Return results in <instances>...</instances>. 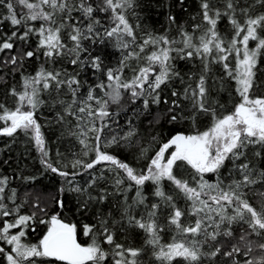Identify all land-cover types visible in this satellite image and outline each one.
Here are the masks:
<instances>
[{
    "label": "snow or ice",
    "instance_id": "snow-or-ice-1",
    "mask_svg": "<svg viewBox=\"0 0 264 264\" xmlns=\"http://www.w3.org/2000/svg\"><path fill=\"white\" fill-rule=\"evenodd\" d=\"M256 2L264 4V0ZM136 6V0H0L5 10L0 12V25L7 22L13 28L10 35H0V52L23 49L5 62L22 67L25 59L43 61L35 75L22 77L20 91L10 89L14 108L0 103V136L14 138L22 132L38 149L41 164L65 178L68 191L85 192L86 188L73 185V179L83 173L55 166L45 147L37 113L45 105L59 106L57 122L74 120L69 134L79 141L83 156L93 154L87 161L76 159L71 168L89 172L91 187L97 178L89 170L109 166L114 192L123 195L119 221L98 215L95 223L78 229L59 212L49 215L39 198L31 205V214H21L23 204L16 203L15 189L6 197L8 178H0V264H142L144 247H125L115 240L113 229L123 222L144 233V245L156 264H220L218 257L224 258L225 264H264V168L253 163V159L264 160V95L253 94L257 65L264 55V13L251 15L242 8L241 22L234 0H227L224 12L212 7L209 0H201L202 23L194 24L191 31L179 28L178 40L148 33L137 44L135 28L128 19L129 10L135 15ZM222 16L228 17L231 25L230 39L218 31ZM168 19L175 24V16ZM32 37L36 38L35 47L25 49ZM250 42L255 46L250 47ZM106 43L123 53L116 67H106L101 55L93 54ZM129 59L144 63L131 69V79H122ZM177 59L198 60L202 71L195 77V86L189 83L183 90L191 110L185 113L180 100L173 99L164 115L170 124L190 119L194 131H177L166 141L153 136L152 143L158 147L151 156L147 147H140L147 163L137 170L103 150L112 145L131 147L137 136L132 121H127L129 127L123 135L109 138L105 130L112 132L117 117L131 105L139 102L145 111L150 105H159L161 91L174 78L184 83L175 68ZM64 61L76 69L90 68L103 78L82 84L79 71L70 74L66 68L56 67ZM212 65L222 69L220 88L225 78L235 84L238 99L231 109L212 98ZM178 95L171 91L172 97ZM199 115L210 118L202 131L196 127ZM153 122L159 123L160 117ZM249 149L254 151L250 154ZM226 162L232 167L225 176L222 169ZM180 168L189 172V178L177 175L175 170ZM209 174L211 179L206 178ZM165 182L170 193L164 190ZM147 184L153 186L156 202H148ZM132 190L135 195L129 203L125 193ZM88 199L103 203L108 194L101 190L100 195ZM56 205L63 209L64 201L57 199ZM81 208L88 211L87 200ZM37 213L47 218L38 219ZM39 225H46V231L37 242H28V232H35ZM165 227L173 233L167 242L162 236ZM81 234L88 242H80Z\"/></svg>",
    "mask_w": 264,
    "mask_h": 264
},
{
    "label": "trees",
    "instance_id": "trees-1",
    "mask_svg": "<svg viewBox=\"0 0 264 264\" xmlns=\"http://www.w3.org/2000/svg\"><path fill=\"white\" fill-rule=\"evenodd\" d=\"M210 4L214 8H219L221 12L226 9L224 5L227 0H209ZM236 5L237 16L243 22L244 17L240 13V9L247 8L251 15H257L264 13V4L257 3L256 0H234ZM135 15L129 10L128 19L129 22L134 26L137 37L136 43H140L146 34L151 33L153 35H166L170 39H179L178 30L184 28L188 31L192 30V26L197 23H202L201 20V0H183V4L180 0H136ZM5 10L0 7V12ZM73 15H76L73 13ZM175 16V24L169 22L168 17ZM103 19V14H101ZM107 23V21H104ZM139 25V27H136ZM218 31L225 37L230 39L232 35V28L228 21V17L222 16L218 25ZM13 30L12 26L5 22L0 25V35L3 33L11 34ZM264 35V33H261ZM20 44L21 42H16ZM36 38L32 37L29 43L24 46L25 49H31L35 47ZM179 46V45H176ZM255 42H250V47H254ZM136 51L138 48L133 45ZM23 49L13 48L12 50H5L0 52V103H3L8 108L15 107V97L9 95V91L15 88L17 91L21 90L22 77L28 75H35L39 70L42 60H38L35 57L32 59H25L23 66L11 65L6 63L12 55H16ZM146 52L149 49L145 50ZM93 54L101 55L104 65L106 67H116L123 55V53L117 50L111 43L98 46ZM144 61H137L136 59H129L126 61L128 67L123 70L122 79H131L133 72L131 69L137 68L143 64ZM176 71L183 77L184 83H181L179 78H174L167 88L161 91V103L159 105H150L149 110L145 111L142 104L139 102L136 105H131L128 110L121 112L117 117L118 125L112 126L113 131L105 132L110 138L113 134L123 135L127 131L129 124L127 121H132L133 127L137 131V136L132 139L131 147H118L112 145L111 147L104 148V151L118 157L123 162L128 163L131 167L139 170L143 168L147 159L142 157L140 154V147L148 148V156L154 154L158 144L152 143V137L156 136L159 140L166 141L175 132L189 133L194 131V125L192 121L184 120L178 124H170L165 119L166 110L173 99H178L181 102V107L185 113L191 110L190 102L183 99V90L187 84L191 83L195 86V77L201 74L202 66L199 61H185L177 59L174 61ZM56 67L66 68L70 74H74L79 71V78L84 84L87 81L89 84L95 83L98 79L103 78L99 73L93 74L90 68L85 67L84 69H76L70 66L67 61L62 64H57ZM222 75V69L219 65H212L209 73V85L212 91V98L219 100L220 103L226 105L228 109H231L232 105L238 99L234 92L235 84L225 78L223 81V87L220 88V77ZM190 76H194L193 79H189ZM215 81V83H213ZM257 87H254V95H264V55L261 56L260 61L256 69L255 77ZM163 88V86H162ZM219 89V90H218ZM175 90L178 95L177 97L171 96V91ZM55 96V93H53ZM63 96V93H62ZM47 98V94H45ZM168 100V104L163 101ZM61 109L59 106L49 107L45 105L41 107L37 113L39 123L41 124V132L45 140V147L49 151L50 161L62 170L73 172L81 171L82 175H77L73 179V185H78L81 188H86L83 193H76L68 191V185L65 178L59 176L56 173L47 170L44 165L41 164L40 153L35 147L32 140L22 132H18L16 136L6 137L0 136V178L7 177L8 185L5 191V196L11 195V190L16 191V203L23 204L21 208V214H31L33 211L31 205L39 198L41 205H46L49 210V215L59 212L61 217L66 221L77 224L78 229H82L84 224H93L97 220L98 215L106 216L110 221L121 219L119 206L123 204V195L116 194L114 192V176L113 173L108 171L107 165H97L95 169L89 170L97 178L96 183L89 187V182L92 179V175L89 172H83L82 169L71 168V163L76 159L89 160L92 153L88 157L83 156L82 146L76 137L69 134L70 129L75 125V121L71 123L57 122V113ZM155 117H160L159 123H150L154 121ZM71 120V118H67ZM210 118L204 115H199L197 118L196 127L202 131L209 126ZM139 140V145L136 141ZM254 151L249 149V153ZM60 155H57V154ZM251 158V155H250ZM253 163L257 164L258 167L264 168V160L253 159ZM69 165L68 167H64ZM231 162H226V166L222 169V174L227 175V172L231 169ZM177 175L185 179L189 178V172L183 168L175 170ZM103 176V179L100 177ZM211 179V174L208 177ZM151 184L145 186L144 192L148 197V202H156L157 198L152 195ZM61 189H64L61 191ZM101 190H106L108 199L99 203L96 199L89 200L88 197L93 198L101 194ZM166 192L170 193V186L165 182ZM125 195L129 198V203L135 195V190L126 192ZM61 199L64 201V208L60 209L56 205V200ZM87 200L88 211H83L81 205ZM5 203H8L9 207L12 204L5 199ZM180 206H183V201L178 200ZM163 214H166V210H162ZM137 212L142 213V209H137ZM135 214V213H134ZM163 214L161 215V223H163ZM37 218L42 217L37 213ZM116 233L115 240L117 243L125 245V247L140 248L144 247L145 251L141 256L142 264H156L151 252L144 245V233L139 229H134L128 226L126 222L123 224H117L114 229ZM46 231V225H39L36 227V231L28 232V242L35 243ZM173 233L165 227L164 233H162L163 240L165 242L171 239ZM81 243L88 242V238L82 234L79 236ZM108 246L105 245V248ZM220 264H225L224 258L218 257Z\"/></svg>",
    "mask_w": 264,
    "mask_h": 264
},
{
    "label": "rangeland",
    "instance_id": "rangeland-1",
    "mask_svg": "<svg viewBox=\"0 0 264 264\" xmlns=\"http://www.w3.org/2000/svg\"><path fill=\"white\" fill-rule=\"evenodd\" d=\"M127 99V96H125V100Z\"/></svg>",
    "mask_w": 264,
    "mask_h": 264
}]
</instances>
